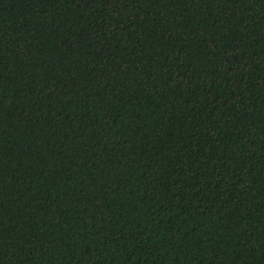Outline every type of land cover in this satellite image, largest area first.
<instances>
[{"label": "trees", "instance_id": "trees-1", "mask_svg": "<svg viewBox=\"0 0 264 264\" xmlns=\"http://www.w3.org/2000/svg\"><path fill=\"white\" fill-rule=\"evenodd\" d=\"M0 264H264V0H0Z\"/></svg>", "mask_w": 264, "mask_h": 264}]
</instances>
